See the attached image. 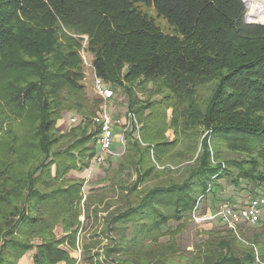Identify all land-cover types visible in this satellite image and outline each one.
<instances>
[{
	"label": "trees",
	"instance_id": "16d2710c",
	"mask_svg": "<svg viewBox=\"0 0 264 264\" xmlns=\"http://www.w3.org/2000/svg\"><path fill=\"white\" fill-rule=\"evenodd\" d=\"M245 10L242 0H0V264H19L31 249L33 264L78 262L70 252L91 197L82 205L85 180L68 175L91 165L102 101L86 93L84 36L94 76L112 92L122 89L127 113L142 122L144 144L134 140L119 165L132 167L136 179L119 189L124 207L111 220L132 222L133 240L150 245L142 244L146 260H133L129 248L113 244L104 251L117 253L110 264L264 261V243L240 240L232 230L222 237L207 231L191 258H155L156 247L184 229L199 198L218 192L220 178L264 188V25L247 23ZM167 108L170 127H178L183 108L206 131L199 151L191 140L178 144L176 129L167 139ZM71 110L80 122L61 132L57 121ZM149 179L157 183L145 188ZM171 220L181 222L173 228ZM82 261L93 264L92 255Z\"/></svg>",
	"mask_w": 264,
	"mask_h": 264
},
{
	"label": "rangeland",
	"instance_id": "374dc122",
	"mask_svg": "<svg viewBox=\"0 0 264 264\" xmlns=\"http://www.w3.org/2000/svg\"><path fill=\"white\" fill-rule=\"evenodd\" d=\"M242 3L243 6L246 7V10H250L245 0H242ZM157 22L162 25L165 31L170 32L169 25L168 23H166L165 19L160 17L157 19ZM252 24L264 25V15L260 16L259 20L257 19V23ZM86 44L87 41L86 37L84 36L82 47L79 50V55L81 56L83 62V70L85 71V78L83 82L86 85L85 89L87 95L90 98H99V96L95 92L93 84L96 77L94 76V71L91 68L92 55L87 52ZM104 84L111 89L113 88L106 82H104ZM208 93L209 90L207 89V85L198 87V97H200L202 100L208 95ZM138 95H140V93H138ZM176 97H178L179 99H183L185 96L183 94L177 95ZM140 98L143 97L140 96ZM155 98L159 99L158 96H156ZM100 99H102V97ZM181 101L182 100L176 101V106H178V103ZM103 108L107 109L109 113L114 116L127 118V98L123 90L120 88H116L114 89L113 97L111 98V100L102 99L95 114ZM178 111L180 112V114L178 115L179 119L177 120L178 127L169 126L171 120L174 119L171 109L167 108L164 111L166 115L165 119L167 121L166 126H169L167 127L168 130L165 132V136L169 141L174 140L176 129L181 133V135H179L180 137L177 140L178 144L179 141L181 142L184 140H191L195 145L200 144L199 146L197 145L198 147L196 149V151H199L202 148V142L206 131H203L202 128L196 124V121L191 119L192 115L189 112L188 114H184L186 111H184L183 108H179ZM181 114L184 115L181 116ZM62 115L63 116L58 119L56 124V128L61 132L69 131L71 127L77 125L80 122L78 121L74 124L72 122L70 123L71 117L76 116L80 118V115L72 110L64 111ZM133 117L134 119L131 121L127 131L129 132L130 130H132L133 127L131 126H133V124L135 128L131 131L128 142L125 140V148L122 146V143L119 142L117 135V133L119 132V128L117 126L113 139L112 149L110 150L112 151V155L108 154L107 159L102 161V163L94 164L93 166L90 165L87 170H84L82 172L77 170L69 172V177L73 178L80 176L85 180V183L83 185L84 195L81 201L82 205L84 204L85 196L89 195L91 197L89 208L84 209L83 207L82 213L79 216L81 220V228L78 230L77 248L70 252L72 255H74L73 258L77 259V264H86L84 263V261H82L85 254L87 256L90 254L92 255L93 264H96L98 261L103 264L112 263L111 259H113V257H116L117 253L111 255L110 258L104 253V251L107 247H111L113 244L121 245V248H129L131 253L129 254L130 259L134 260L135 258L138 260H146L144 258V253L146 251L142 250V244L148 246L149 248V240H143V243L139 244V242H141V239L139 240V242L133 240L136 233L135 229L137 228L132 222L117 224L113 222V220H111L112 216L118 213V211H121V209L124 207V203L119 201L117 196L119 189L123 185H132V182L136 179V175L132 167L128 166L127 169L123 170L119 167V165L121 164V162H123L125 155L129 152L128 148L134 140L140 144H144L141 141L140 135V132L142 131V122L140 120V116L133 115ZM95 153L96 155L100 154V147L97 143L95 144ZM196 156L192 159L193 162L196 159ZM90 162L92 164V159ZM193 162H191L190 164H193ZM187 163H184V165H186ZM177 165L181 166L183 164ZM164 179L165 178H163L159 182L163 183ZM156 183L157 181L155 179H149L143 186H145V188H150ZM218 183L220 184V188H218V192H216L214 196L209 194L204 200L199 198L197 206L190 213H188L189 215L183 220L185 221L183 227L184 229L177 232L173 241L169 243L170 245L166 247V245L161 244L156 247V259L168 260V262H176L178 258H180V254L188 256L189 258L193 257L199 245L202 244V242L209 236V233L207 232L209 230L217 231V235L219 237L229 236L231 234L230 229L223 225L222 220L219 217L216 216L210 220L208 219L206 221H198L194 219V215L205 214L206 211H208L209 213H215L222 204H231L234 206L240 205L246 202L254 192H257L258 187L254 188L253 184L246 185L245 182H241L240 186L234 187V185L230 183L229 179H227L226 177L220 178V180H218ZM180 222L171 220L168 225L175 228ZM237 227L238 229L235 233H238V238L240 240L245 239L248 241L256 238L258 241L264 243V222L251 226L245 225L241 222L237 224ZM54 232L58 236L61 235L59 227H57ZM165 239L166 237H163L160 241L163 242ZM28 252H26L25 254H27ZM25 254H23L21 257H23ZM152 261L153 260H151V262ZM255 264H264V261L256 256Z\"/></svg>",
	"mask_w": 264,
	"mask_h": 264
},
{
	"label": "built area",
	"instance_id": "2783aa9c",
	"mask_svg": "<svg viewBox=\"0 0 264 264\" xmlns=\"http://www.w3.org/2000/svg\"><path fill=\"white\" fill-rule=\"evenodd\" d=\"M244 18L248 23H257L256 16L250 13V10H246ZM93 84L95 92L99 97L111 100L113 96L112 89L104 84L103 79L96 77ZM96 114L93 122L98 128L96 143L99 144L100 154L96 155L95 153L93 155L91 166L102 163V161L107 159L108 154H111L112 151L110 150L112 149L117 126L119 128V132L117 133L119 142L125 148V131L128 130L131 121L134 119L131 113L128 114L127 118H122L112 115L105 108ZM78 121H80V118L76 116L70 119V123L72 122L73 124ZM216 216L222 220L224 226L234 232L238 229L237 224L241 222L248 226L261 224L264 222V188L254 192L246 202L240 205L222 204L215 213L194 215V219L206 221Z\"/></svg>",
	"mask_w": 264,
	"mask_h": 264
},
{
	"label": "bare ground",
	"instance_id": "6f19581e",
	"mask_svg": "<svg viewBox=\"0 0 264 264\" xmlns=\"http://www.w3.org/2000/svg\"><path fill=\"white\" fill-rule=\"evenodd\" d=\"M250 9V13L259 20L264 15V0H245Z\"/></svg>",
	"mask_w": 264,
	"mask_h": 264
},
{
	"label": "crops",
	"instance_id": "0c3cea01",
	"mask_svg": "<svg viewBox=\"0 0 264 264\" xmlns=\"http://www.w3.org/2000/svg\"><path fill=\"white\" fill-rule=\"evenodd\" d=\"M111 154H112V152H111ZM206 213H209V212L206 211ZM33 254H34V250H31L30 252H28L27 254H25L23 257H21L18 260V263L19 264H33V262H32ZM71 256L73 257L74 255L71 254ZM58 264H66V263L61 261V263H58Z\"/></svg>",
	"mask_w": 264,
	"mask_h": 264
}]
</instances>
